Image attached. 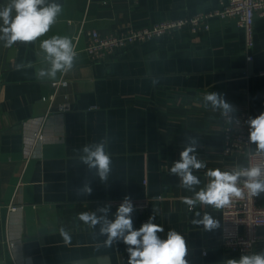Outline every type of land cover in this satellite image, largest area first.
<instances>
[{
	"label": "crops",
	"instance_id": "0c3cea01",
	"mask_svg": "<svg viewBox=\"0 0 264 264\" xmlns=\"http://www.w3.org/2000/svg\"><path fill=\"white\" fill-rule=\"evenodd\" d=\"M222 1L45 0L38 6L55 3L61 12L47 33L20 41L0 75V258L5 264H128L127 248L135 246L123 237L106 246L107 233L100 231L105 220L115 221L119 207L106 200L125 197L149 198L144 215L129 214L133 230L151 218L164 229L157 233L161 240L176 231L184 237L187 264H227L242 257L222 246L221 208L197 202L190 210L183 198L195 199L206 188L209 170L233 172L246 163L244 155L223 153V109L204 97L214 92L233 110H250L255 118L264 113V16L254 20L252 61L244 29L235 19L218 16L209 18V28L186 26L100 59L86 52L85 36L73 42L81 24L106 36L209 12ZM53 36L69 38L76 53L72 68L55 78L40 75L51 67L41 43ZM60 77L69 83L51 102V83ZM64 102L71 103L70 110H59ZM193 141L205 167L192 170L200 183L186 188L170 169ZM98 144L110 158L106 180L83 160L84 148ZM257 203L264 206V192ZM85 212L104 219L86 224L79 219ZM205 213L219 227L206 230L193 223ZM259 233L253 253L244 256L264 255V227Z\"/></svg>",
	"mask_w": 264,
	"mask_h": 264
},
{
	"label": "clouds",
	"instance_id": "9594fccd",
	"mask_svg": "<svg viewBox=\"0 0 264 264\" xmlns=\"http://www.w3.org/2000/svg\"><path fill=\"white\" fill-rule=\"evenodd\" d=\"M45 4V0H10V2L0 11V19L3 20L5 27L0 28L7 37V44L12 45L15 41H33L43 34L47 33L50 26L55 23L57 15L61 12V6L50 4L48 6L38 7ZM13 12L15 16L13 18ZM41 48L46 53V59L51 67L40 75H47L55 78L57 72H66L73 66L75 51L72 41L67 37L53 36L51 39L44 40ZM205 100L211 102L214 107H219L225 113L232 110V106L217 93H208ZM250 124V140L257 144L258 150L264 152V113L255 119L248 121ZM195 141L193 146H187L180 154V160L171 167V173L177 174L182 184L186 188L200 183L197 176L193 175V169L204 168L203 162L197 159L195 155ZM87 154L83 160L90 168H97V173L101 180H106L110 171V158L105 153L104 145L98 144L94 149L85 147ZM207 176L212 178L206 188L201 189L195 194V199L183 198V203L188 205L189 209L197 202L204 205H212L215 208H223L231 203L232 197H242V189L237 186L239 177H246L243 182L250 196H257L264 192V179L261 177V167L255 166L248 169L236 170L233 172H222L219 168L209 170ZM85 192L90 193L91 189L87 186ZM107 211V209H101ZM133 212V204L130 199L125 197L123 203L118 207L114 222L105 220L107 227L101 228V233H107L106 246H111L113 240L117 237H123L124 243L130 246L128 264H187L185 256L187 246L184 237L176 231H169L166 240H161L158 232H163V228L152 223L149 218L139 230H133V221L130 213ZM199 216V213L196 214ZM79 219L86 224L96 225L103 217L97 218L95 213H81ZM194 224H202L206 230H212L219 227V222L214 220L207 213L202 219L193 220ZM127 231V235H124ZM61 234L68 237L61 229ZM141 238V239H138ZM227 264H264V255L242 256L238 261L230 259Z\"/></svg>",
	"mask_w": 264,
	"mask_h": 264
},
{
	"label": "built area",
	"instance_id": "2783aa9c",
	"mask_svg": "<svg viewBox=\"0 0 264 264\" xmlns=\"http://www.w3.org/2000/svg\"><path fill=\"white\" fill-rule=\"evenodd\" d=\"M213 16L233 18L244 29L246 56L248 61H252L254 58L251 52L254 47V20L256 16H264V0H226L221 2L220 7L209 12L193 14L176 20L161 21L143 28H129L106 36L100 35L96 29H85L81 24L73 36V42L76 45L81 37L85 36L87 39L86 52L91 58L100 59L166 33L179 31L186 26L192 27L193 30L201 26L209 28L207 21ZM261 74L264 75V71ZM68 83L69 81L64 77L53 80L51 84L54 93L48 100L52 102L58 89L67 86ZM70 108V102H64L59 106L60 111H67ZM250 119H255L250 110L232 109L227 113L222 110L223 153L246 156V163L238 170L260 166V179H264V152L258 150L255 143L250 140L251 128L248 123ZM246 179V177H239L237 181V186L242 189L244 195L232 197L231 203L221 208L222 246L241 256L253 253L261 240L259 230L264 227V206L257 203V196L248 194L243 183ZM129 199L133 204V212L130 214L138 212L144 215L149 207V198ZM123 201L124 198L108 199L106 203L109 206H120ZM12 209L15 210L16 207L13 206Z\"/></svg>",
	"mask_w": 264,
	"mask_h": 264
},
{
	"label": "water",
	"instance_id": "95a60500",
	"mask_svg": "<svg viewBox=\"0 0 264 264\" xmlns=\"http://www.w3.org/2000/svg\"><path fill=\"white\" fill-rule=\"evenodd\" d=\"M5 6L6 5L0 3V11H2ZM12 15L14 18L15 12H13ZM3 27H5V25L3 24V20L0 19V28ZM19 43L20 41L18 40L9 46L7 44V37L2 31H0V75L7 69L8 64L13 62ZM0 264H5L3 258H0Z\"/></svg>",
	"mask_w": 264,
	"mask_h": 264
}]
</instances>
